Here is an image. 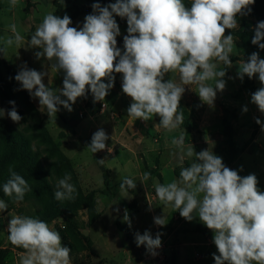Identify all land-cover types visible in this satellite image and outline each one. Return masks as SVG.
Segmentation results:
<instances>
[{
	"label": "clouds",
	"instance_id": "clouds-1",
	"mask_svg": "<svg viewBox=\"0 0 264 264\" xmlns=\"http://www.w3.org/2000/svg\"><path fill=\"white\" fill-rule=\"evenodd\" d=\"M18 0H10L15 6ZM256 0H191L186 6L183 0H115L106 6L92 4V13L84 18L80 27H73L71 18L48 13L28 41V47L38 48L36 59L54 61L51 67L63 72L62 87L52 89L44 81L48 72L37 71L25 63L15 80L21 90H27L39 101L49 117L56 115L59 106L71 112L78 98L87 97L90 91L95 101H102L114 87L115 74H121L122 92L131 98L128 116L143 121L159 117V124L169 131L183 123V113H178L185 93L184 85L198 86L201 102L212 105L217 91H223L226 70H217L214 60L232 66L234 37L226 30L237 27L238 18L251 13ZM126 19L127 34L123 36V49L117 46L121 35L115 17ZM14 37H8L0 47L4 54L14 43L19 45L24 37L16 25L10 26ZM264 21H258L253 45L264 50ZM180 74V83L170 73ZM242 81L258 77L262 87L251 94V103L264 114V59L253 52L241 63L237 73ZM107 80V83L104 81ZM214 81L215 86L208 84ZM11 110L7 116L13 122L22 117L16 110L15 101H9ZM40 107V108H41ZM5 115V110L0 109ZM247 112V106L242 109ZM255 122L264 131L259 118ZM109 139L103 128L95 131L87 146L92 153L106 148ZM184 138L172 141L182 145ZM111 151L110 148L107 149ZM186 155H195L196 162L182 167L179 179L167 184H154L155 193L165 206L178 209L182 218H196L213 233L217 252L212 254L214 264H264V191L258 187L257 176L252 173L240 176L237 170L227 167L222 157L213 151L193 147ZM100 164L104 159L98 160ZM183 157H181V163ZM151 173L144 172L141 181H147ZM71 174L65 173L54 192L57 201L75 198L76 188L70 183ZM135 189L133 179L125 177L120 183L121 191ZM30 191L27 181L10 169V178L3 184V193L24 199ZM8 204L0 200V213ZM195 213V215H194ZM8 221V240L22 248L19 264H71V248L63 246L58 231L39 219L11 215ZM129 223L127 210L123 217ZM158 226L166 225L165 216L154 217ZM137 246H146L156 256L162 246L161 233L155 238L149 231L135 234Z\"/></svg>",
	"mask_w": 264,
	"mask_h": 264
},
{
	"label": "rangeland",
	"instance_id": "rangeland-1",
	"mask_svg": "<svg viewBox=\"0 0 264 264\" xmlns=\"http://www.w3.org/2000/svg\"><path fill=\"white\" fill-rule=\"evenodd\" d=\"M80 1L83 4L76 6L75 0H62L63 11L67 7L70 17L72 12L68 11V7L76 10L92 0ZM183 2L186 6L191 4V0ZM50 6L49 0H18L14 7L10 0H0V47L6 38L14 37L10 28L12 24L24 37L19 45L14 43L4 54H0V109L5 110V115L0 111V200L8 204V209L0 213V264H19L24 252L8 240L7 225L11 219L8 213L39 218L52 230L58 231L63 246L71 248V264H214L212 254L217 249L212 242L213 233L198 218L187 221L180 216L178 209L164 205L159 216H165L167 223L160 229L156 228L153 209L157 206L155 201L158 197L152 177L154 171L148 166V159L143 153L141 165L145 172L151 173V177L143 183L142 177H139L134 181L135 189L121 191L122 181H115L108 171L103 172L95 153L87 148L91 143L88 132L76 127V121L89 118L86 110L91 105L98 106L89 101L90 91L86 98L77 99L71 112L59 106L57 114L49 117L38 99L32 98L27 90H21L14 77L25 63L30 69L48 72L43 81L46 86L52 89L62 87L64 74L51 67L54 61L36 59L34 53L40 49L28 47V41L34 34L32 16L36 10L41 13L40 25L44 16L55 10V5ZM92 11L80 15L77 18L79 22L71 26H82L85 16ZM115 19L121 32L117 37V46L123 49V36L127 34L126 19L118 16ZM258 21H263L259 15L239 17L237 27L226 30L234 37L233 52L230 53L232 66L213 61L217 70H226L223 77L225 89L217 91L214 103L208 105L200 101L196 93L197 85H184L185 93L178 108L184 120L172 132H181L183 142L193 147L196 153L207 149L213 151L240 176L254 173L259 181L258 187L264 191V183L260 182L264 177V131L255 122L259 118L264 123V114L251 103V94L262 85L258 77L249 79L245 76L241 81L237 76L239 65L247 61L251 53L258 52L259 57L264 59V50L251 43ZM169 77L180 83L178 72L166 75L165 79ZM104 82L107 83V80ZM121 83V74H115L110 93L120 97L121 103H128L131 98L122 92ZM207 83L215 86L214 81ZM9 101H15L16 110L22 113L18 123L7 116L12 107ZM244 106L248 108L246 113L242 111ZM80 113H84V118L80 117ZM4 123L12 130L8 131ZM151 132V142L164 143L165 131L161 125ZM67 149H72L73 158L66 154ZM188 158L177 167V180L182 167L196 162L195 155ZM10 169L21 175L30 187L22 201L3 193V184L10 178ZM65 173L71 174L70 183L76 188L75 198L57 201L54 192ZM125 210L131 226L123 219ZM146 230L153 238L161 233L162 246L156 249V256L151 255L146 246L138 247L135 242V234H143Z\"/></svg>",
	"mask_w": 264,
	"mask_h": 264
},
{
	"label": "crops",
	"instance_id": "crops-1",
	"mask_svg": "<svg viewBox=\"0 0 264 264\" xmlns=\"http://www.w3.org/2000/svg\"><path fill=\"white\" fill-rule=\"evenodd\" d=\"M49 1L51 8L54 6V3L53 0ZM75 1L76 6L83 4L80 0ZM66 10L67 7L60 14L61 18L65 14L69 16ZM35 12L32 16L33 24L31 29L34 30L33 33L39 26V16L43 17L37 10ZM54 12L55 10L52 13L54 14ZM78 22L79 19H76L72 24L74 25ZM15 23L17 24L18 22ZM119 98L109 91L104 100L95 101L93 95L90 94L89 101L98 104V106L91 105L86 110L89 114L87 120L76 121V127L78 129L80 127L81 129H86L90 139L93 133L100 128H103L108 135L109 139L105 142L106 148L95 153L98 160L104 159V163L101 165L105 167L110 177H113L115 181H122L125 177L137 181L145 172L140 161L143 153L148 159V166L153 168L154 173L152 177H154L153 181L155 184H167L177 180V167L182 164L181 157H183V162L189 159L185 152L186 148H190L188 147L189 144L183 142L182 145L178 146L172 143L174 139L179 140L183 137L182 133L179 131L172 132L173 130L169 132V130L164 129V143L151 142V130L158 129L160 125L158 122L159 117H153L149 121L130 117L128 116L127 108L130 106L131 101L121 103ZM106 100L109 102H106ZM103 102L108 104L106 109H101L99 106V103ZM108 148L111 149L110 152H108ZM65 152L73 158L72 154L74 152H72V149H67ZM154 157L156 159H153ZM260 182L264 183V177H261ZM155 203L157 206L153 209V214L157 217L161 213V207L163 208L164 204L159 198ZM156 228L160 229V226L156 225Z\"/></svg>",
	"mask_w": 264,
	"mask_h": 264
},
{
	"label": "trees",
	"instance_id": "trees-1",
	"mask_svg": "<svg viewBox=\"0 0 264 264\" xmlns=\"http://www.w3.org/2000/svg\"><path fill=\"white\" fill-rule=\"evenodd\" d=\"M62 0H55L54 1V5H55V12L54 14L56 15H60L64 9V6L61 2ZM115 0H92L90 2H88L86 5L76 9V10H73L72 7H68V11L72 12L70 18L73 21H75L80 15L86 13L87 11H90V10H93L92 9V4L95 3V2H99L100 4H103V3H108V2H114ZM252 8V11L250 14L248 15H259L260 18L264 21V0H256L255 4L250 6ZM226 35L227 34H230L229 32H226L225 33ZM21 116H22V113H20ZM4 126L6 127V129L8 131H11L12 130V127L6 123H4ZM245 148V147H244ZM35 166V165H34ZM100 167L101 169L103 170L104 173L107 172V170L105 169L104 166H102L100 164ZM106 178H107V182L109 180V177L108 175H106ZM115 199V198H114Z\"/></svg>",
	"mask_w": 264,
	"mask_h": 264
},
{
	"label": "built area",
	"instance_id": "built-area-1",
	"mask_svg": "<svg viewBox=\"0 0 264 264\" xmlns=\"http://www.w3.org/2000/svg\"><path fill=\"white\" fill-rule=\"evenodd\" d=\"M101 109H106L108 104L107 103H99ZM80 117L84 118V113H80Z\"/></svg>",
	"mask_w": 264,
	"mask_h": 264
}]
</instances>
